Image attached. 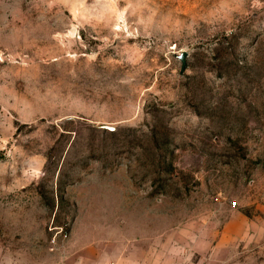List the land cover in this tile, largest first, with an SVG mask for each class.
I'll use <instances>...</instances> for the list:
<instances>
[{"label": "rangeland", "instance_id": "1", "mask_svg": "<svg viewBox=\"0 0 264 264\" xmlns=\"http://www.w3.org/2000/svg\"><path fill=\"white\" fill-rule=\"evenodd\" d=\"M85 211L172 264H264V0H0V264Z\"/></svg>", "mask_w": 264, "mask_h": 264}, {"label": "crops", "instance_id": "2", "mask_svg": "<svg viewBox=\"0 0 264 264\" xmlns=\"http://www.w3.org/2000/svg\"><path fill=\"white\" fill-rule=\"evenodd\" d=\"M85 213L95 214L91 211ZM98 213L100 214L99 211L96 214ZM86 215L79 214L76 217L62 250L53 247L52 244L50 248L53 249L48 251L41 249L40 253L36 252V249H30L26 262L17 261L13 264H172L174 262L173 256L159 252L156 239L137 238L126 241V238L107 237L104 229L96 226L95 222L99 217L92 214L88 218L91 221L86 223ZM143 244L151 248H146L144 251L137 248V246L143 247ZM180 261H185V257L181 256Z\"/></svg>", "mask_w": 264, "mask_h": 264}, {"label": "water", "instance_id": "3", "mask_svg": "<svg viewBox=\"0 0 264 264\" xmlns=\"http://www.w3.org/2000/svg\"><path fill=\"white\" fill-rule=\"evenodd\" d=\"M186 56H187V51H186V50H183V51L179 54V57H180L181 60H182V68L185 67V64H186Z\"/></svg>", "mask_w": 264, "mask_h": 264}]
</instances>
